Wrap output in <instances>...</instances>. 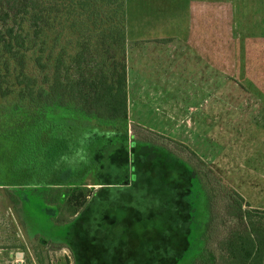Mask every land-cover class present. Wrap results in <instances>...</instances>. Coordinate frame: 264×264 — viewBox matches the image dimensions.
Here are the masks:
<instances>
[{
    "label": "rangeland",
    "instance_id": "obj_1",
    "mask_svg": "<svg viewBox=\"0 0 264 264\" xmlns=\"http://www.w3.org/2000/svg\"><path fill=\"white\" fill-rule=\"evenodd\" d=\"M183 2L128 0L131 115L127 126L104 128L127 133L134 161L124 171L110 160L117 145L109 149L105 173L128 184L93 187L92 172L96 196L76 215L62 201L66 187L8 185L23 178L12 174L19 155L6 136L39 113L26 101L16 107L15 94L0 98V264H164L190 243L200 250L181 264H225V243L242 229L231 213L239 203L264 211V0H195L180 10ZM197 24L206 60L188 37ZM47 115L79 118L56 107Z\"/></svg>",
    "mask_w": 264,
    "mask_h": 264
},
{
    "label": "trees",
    "instance_id": "obj_2",
    "mask_svg": "<svg viewBox=\"0 0 264 264\" xmlns=\"http://www.w3.org/2000/svg\"><path fill=\"white\" fill-rule=\"evenodd\" d=\"M127 2L0 0V98L15 94L16 107L26 101L39 113L14 136H6L5 142L19 155L11 163L12 174L23 178L22 184L14 180L8 185L66 187L61 198L70 216L87 209L88 199L96 196L97 190L86 183L89 173L97 174L99 185L128 184L126 180L112 183L111 175L105 173L109 149L117 145L110 160L120 163L124 171L132 169L127 133L104 128L127 126L129 121ZM54 107L79 118L50 119L47 111ZM241 205L231 214L242 229L225 243L223 260L225 264H264V211L243 210ZM196 247L190 243L184 257L164 260V264L193 259L200 250Z\"/></svg>",
    "mask_w": 264,
    "mask_h": 264
},
{
    "label": "crops",
    "instance_id": "obj_3",
    "mask_svg": "<svg viewBox=\"0 0 264 264\" xmlns=\"http://www.w3.org/2000/svg\"><path fill=\"white\" fill-rule=\"evenodd\" d=\"M195 1V0H184V4H180V6L178 7L180 10L182 9V7H186L185 9H187L189 6H191L192 2ZM200 8V7H199ZM199 21V19H198ZM199 24H201V22L199 21ZM197 24V25H194L193 26V29H192V33L191 31H188V37L189 38H195L198 37V41L197 43H195L193 47H191L194 51V53H196V56H199V59H204L206 60V55H207V47H206V41H205V38H201L202 36L205 37L204 35V31L203 30L204 28L200 27V25ZM176 37L175 35H173V38ZM133 102V100L131 99L130 97V93H128V113H129V116L131 115L130 114V108H131V103ZM92 173V172H91ZM91 173H89L88 175H90ZM99 183H97L96 185H91L93 187H96L98 186ZM90 188V187H89Z\"/></svg>",
    "mask_w": 264,
    "mask_h": 264
},
{
    "label": "water",
    "instance_id": "obj_4",
    "mask_svg": "<svg viewBox=\"0 0 264 264\" xmlns=\"http://www.w3.org/2000/svg\"><path fill=\"white\" fill-rule=\"evenodd\" d=\"M22 256V255H21Z\"/></svg>",
    "mask_w": 264,
    "mask_h": 264
}]
</instances>
